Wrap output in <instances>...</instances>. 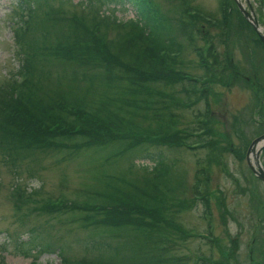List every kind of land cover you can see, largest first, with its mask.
I'll use <instances>...</instances> for the list:
<instances>
[{
    "label": "trees",
    "instance_id": "1",
    "mask_svg": "<svg viewBox=\"0 0 264 264\" xmlns=\"http://www.w3.org/2000/svg\"><path fill=\"white\" fill-rule=\"evenodd\" d=\"M69 1L15 0L12 11L18 18L11 21L10 28L19 63L0 89L2 161L14 173L24 162L25 172L30 174L38 152L63 151L65 158L82 155L88 157L90 165H96L95 160L114 164L127 154L139 153L153 162V178H166L170 165L161 155L146 150L149 141L169 146L185 140L182 130L181 136L174 130H161L163 123L173 120L169 101L179 103L165 87L178 81L185 96L183 107H188L193 102L190 97L197 94L207 103L212 78L221 82L238 78L237 72L232 73L238 66L225 56L229 36L231 42L247 31L255 42L260 41L236 7L231 13L228 7L220 19L210 23L199 17L187 0H179L167 11L155 0H79L80 10L67 12L64 4ZM109 2L117 3L118 10L130 9L133 18L122 20L112 13L113 8L107 15L100 14V7ZM220 3L218 0V12ZM190 10L194 13L189 14ZM197 20L215 27L227 49L219 58L213 52L202 54L201 45L194 46L196 64L209 75L202 84L197 81L200 75L180 67L183 48L193 44L196 35L213 39L198 29ZM101 25L114 29V34L104 36ZM207 57L212 62L207 63ZM260 62L263 64L264 59ZM211 64L212 69L220 66L219 71L213 72ZM140 122L143 124L138 126ZM93 179L94 186L85 190V200L98 202L83 208L68 205L62 210L78 215L90 230L82 245L97 255L92 262L83 259L81 264H170L158 243L168 239V233H161L164 227L170 230L172 226L165 221L167 206L155 193L154 185L145 177L131 180L123 173L113 176L101 170ZM197 196L204 209H209L208 197ZM44 207L60 206L47 203ZM105 233L120 240L111 243L102 239ZM215 238L211 243L217 241ZM17 243L25 248L20 253L31 256L29 264H37L35 253L55 250L61 255L60 264L72 263L62 255V247L49 246L34 230L27 231L25 239ZM208 260L202 256L199 264L217 263ZM255 264H263L262 259Z\"/></svg>",
    "mask_w": 264,
    "mask_h": 264
},
{
    "label": "rangeland",
    "instance_id": "2",
    "mask_svg": "<svg viewBox=\"0 0 264 264\" xmlns=\"http://www.w3.org/2000/svg\"><path fill=\"white\" fill-rule=\"evenodd\" d=\"M78 1L70 0L64 4V9L67 12L76 9L78 12ZM155 1L161 10L167 11L179 0ZM187 1L202 16L206 14L204 16L211 19L222 17L217 10L218 0ZM225 1V13L227 7H231L230 13L233 12L235 1L232 0V4L230 0ZM240 1L247 9V2ZM249 3L264 34V0H249ZM14 4L15 0H0V89L19 63L10 28L11 21L18 18L12 11ZM117 7V3H105L100 7V14L107 15L113 8L112 13L122 20L132 18L130 9L118 10ZM196 24L204 34L210 33L213 39L209 41L196 35L193 44L184 46L180 67L193 74L208 76V71L202 73L195 62L194 46L201 45L202 54L213 52L219 58L227 49L215 27L202 20H197ZM100 31L107 37L115 32L105 25L100 26ZM239 37L230 42L232 37L229 36L230 53H225L238 66V70L232 71L237 72L238 78L222 82L212 78L208 103L198 99L197 94L190 97L193 102L188 107H183L181 101L185 96L178 81L165 87V91L179 103L173 105L168 100L172 105L173 120L163 123L161 130L166 129V133L174 130L177 136L183 132L185 140L182 144L169 146L149 141L146 150L148 154L161 155L170 165L166 178H153L150 171L153 162L141 158L139 153L127 154V158L114 164L95 160L96 165H90L88 157L82 155L65 158L62 157L63 151L38 152L30 174L25 172L24 162L14 173L13 168L2 161L0 153V264L31 262V256L19 252L25 250L24 245L17 243L18 239H25L29 230L43 235L49 246L62 247V255L71 264H81L83 259L87 263L92 262L97 253L85 250L82 245L90 230L82 225L78 215L62 210L68 205L83 208L98 202L85 200V190L94 186V174L100 170L113 176L123 173L131 180L145 177L154 185L155 193L167 206L163 212L165 221L173 227L170 230L164 227L161 233L164 236L168 233V239L163 238L158 243L162 248L160 252L170 264H199L202 256L208 261H217L216 264H255L261 259L264 264V183L251 174L245 156L251 141L264 133V63L260 62L264 59V48L247 31L241 32ZM182 42L187 41L182 39ZM210 62L211 58L207 57V63ZM209 66L213 72L219 71L220 66L218 69L215 66L212 69V64ZM252 72H255V77ZM142 124L140 122L138 126ZM153 126L154 123L151 124ZM260 160H264L263 149ZM195 183L199 190L194 189ZM117 184L120 185L119 182ZM195 191L208 197V211ZM54 202L59 203L55 205ZM47 203L60 207L47 209L44 207ZM101 237L111 243H115L116 238L120 240L113 234L105 233ZM101 237L97 236V239ZM213 237L217 238L214 244L210 241ZM57 253V250L35 253L36 262L58 264Z\"/></svg>",
    "mask_w": 264,
    "mask_h": 264
},
{
    "label": "water",
    "instance_id": "3",
    "mask_svg": "<svg viewBox=\"0 0 264 264\" xmlns=\"http://www.w3.org/2000/svg\"><path fill=\"white\" fill-rule=\"evenodd\" d=\"M238 9L241 11L243 16L251 23L253 30L256 32L257 36L261 40V42L264 45V34L261 32V29L257 23V20L254 19L249 13H247L241 4L237 2ZM264 139V134L253 139L248 147V150L246 152V162L248 167L251 169L253 174L257 176L263 183H264V168L260 164L258 160V154L260 151V146L264 144L262 141Z\"/></svg>",
    "mask_w": 264,
    "mask_h": 264
}]
</instances>
